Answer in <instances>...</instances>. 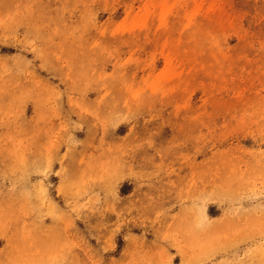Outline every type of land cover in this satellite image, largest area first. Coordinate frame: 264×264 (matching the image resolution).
<instances>
[{
  "label": "rangeland",
  "instance_id": "1",
  "mask_svg": "<svg viewBox=\"0 0 264 264\" xmlns=\"http://www.w3.org/2000/svg\"><path fill=\"white\" fill-rule=\"evenodd\" d=\"M0 131V264H264V0H0Z\"/></svg>",
  "mask_w": 264,
  "mask_h": 264
},
{
  "label": "bare ground",
  "instance_id": "2",
  "mask_svg": "<svg viewBox=\"0 0 264 264\" xmlns=\"http://www.w3.org/2000/svg\"><path fill=\"white\" fill-rule=\"evenodd\" d=\"M34 126L36 128L37 139H40V122L35 121ZM11 152H12V147L10 146L9 142L6 140L5 134L2 131H0V158H2L1 161H2L3 166H4V164L6 165L8 163V161L11 159V157H10ZM34 156L38 162H42L45 160L44 159V151L41 148H38L37 152L35 150L34 154H32V159H34ZM50 162H51V160H50ZM15 165H16V167L8 166V168H10V169L14 168V170H12L11 173L1 175L3 178L8 179L9 182L11 181L9 185H12V186H14L13 185V183H15L14 180H17L16 176L13 177L12 175H17V174L21 173V170L19 168L20 167L19 163L15 164ZM67 165L68 166L70 165L71 167H73L72 162H70V161H67ZM71 169H73V168H70V171H71ZM21 177H22V175H21ZM5 196H6V193H5V195H3V197H5ZM5 202H7L9 204H14L15 202H18V200H14L13 198H11L9 200H6ZM3 230H5V229H3ZM17 243L18 242L16 239V231L13 228L11 235L8 236L6 239V244L8 247H14L15 245H17Z\"/></svg>",
  "mask_w": 264,
  "mask_h": 264
}]
</instances>
